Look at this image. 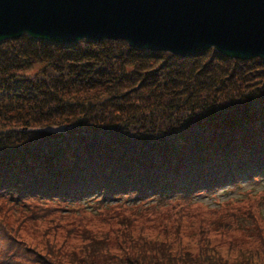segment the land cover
I'll list each match as a JSON object with an SVG mask.
<instances>
[{"label":"trees","instance_id":"trees-1","mask_svg":"<svg viewBox=\"0 0 264 264\" xmlns=\"http://www.w3.org/2000/svg\"><path fill=\"white\" fill-rule=\"evenodd\" d=\"M96 42L23 35L0 43L2 212L47 201L67 211L93 204L88 213L119 202L164 206L264 186L263 60ZM0 238L7 264L13 242L6 232ZM159 247L152 254L135 244L123 257L93 246L64 256L47 251L44 263L229 264ZM239 254L232 264H264V248Z\"/></svg>","mask_w":264,"mask_h":264},{"label":"rangeland","instance_id":"rangeland-1","mask_svg":"<svg viewBox=\"0 0 264 264\" xmlns=\"http://www.w3.org/2000/svg\"><path fill=\"white\" fill-rule=\"evenodd\" d=\"M168 203L126 207L119 202L88 213L96 210L93 204H88L89 209L67 211L72 207L66 209L47 201L35 202L30 209H17L13 216L0 210V229L4 231L0 236L6 232L13 242L5 247L11 255L5 262L29 264L27 260L39 255V264H45L47 251L64 256L90 246L123 257L129 248L140 244L152 254L164 246L166 254L173 257L189 254L232 264L240 252L264 248L262 184L225 188L199 202ZM26 251L29 256L24 258L20 254L25 256Z\"/></svg>","mask_w":264,"mask_h":264},{"label":"water","instance_id":"water-1","mask_svg":"<svg viewBox=\"0 0 264 264\" xmlns=\"http://www.w3.org/2000/svg\"><path fill=\"white\" fill-rule=\"evenodd\" d=\"M121 40L190 57L264 61V0H0V43Z\"/></svg>","mask_w":264,"mask_h":264},{"label":"bare ground","instance_id":"bare-ground-1","mask_svg":"<svg viewBox=\"0 0 264 264\" xmlns=\"http://www.w3.org/2000/svg\"><path fill=\"white\" fill-rule=\"evenodd\" d=\"M39 41H42V40H39ZM108 41H111V40H105V41H100V42H108ZM96 43H98V42H96Z\"/></svg>","mask_w":264,"mask_h":264}]
</instances>
